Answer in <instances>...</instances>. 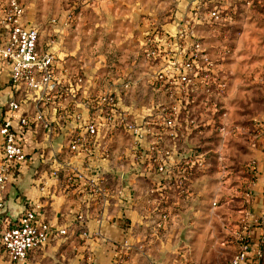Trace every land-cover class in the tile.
I'll return each instance as SVG.
<instances>
[{"label":"crops","instance_id":"crops-1","mask_svg":"<svg viewBox=\"0 0 264 264\" xmlns=\"http://www.w3.org/2000/svg\"><path fill=\"white\" fill-rule=\"evenodd\" d=\"M196 1L178 0L174 20L163 26L175 32L180 21L186 14H190L188 11ZM22 2L26 8L25 22L32 27L40 26L41 23L27 18V1ZM227 3L237 10L225 28V35L232 45L233 54L220 66L229 79V88L223 93L213 91L207 95L208 98L193 102L183 114V125L180 130H168L159 124L157 110L164 98L155 92L150 82L152 74L158 69L157 66H151L131 77L142 79L138 85H146L144 102L147 103L140 106L136 98L140 87L135 89L134 85L128 93L124 91V83L129 80L128 77L123 74L115 76L111 71L101 73L84 57L78 59L71 57L62 49L61 35H58V39H49L47 45L60 60L57 68L59 74L63 75V69L66 68L72 73L80 71L85 76V81L79 86L76 94H70L65 85L57 94V104L44 110L45 115L55 124L56 131L51 133L36 120L34 94L16 90L11 83L8 69L0 63V92L3 93L4 99L1 119L5 105L11 98H16L21 103L17 118L26 113L28 115V125L19 137L26 152V160L11 184L4 191H0V202H5L6 205L11 200L12 206L17 209L15 218L26 209L35 207L39 212H43L54 230L68 229L66 239L53 234L46 246L31 252L29 258L22 264H198L193 263L194 258L187 260L186 263L180 259L169 263L168 259L181 244L182 238L191 235L189 225L194 224V221L188 220L185 216H178L172 208L175 204L184 206L194 201L198 192L193 180L188 184L179 169L193 159L217 156L222 158L221 155H226L220 152L219 138L216 149L203 150V145H200L205 134L215 131L212 119L218 114H214L213 103H209L210 101H218L228 109L225 121L235 129V132L237 129L244 134L253 153L251 163L253 168L257 169L254 171L257 176V183L253 186L254 199L248 201L244 195L247 184L245 179L244 187L242 186L240 190L236 187L235 191L242 197L238 203L240 212L243 213V227L247 230L254 217L252 207H260L264 201V151L254 135V122L264 121V117L250 120V124L245 127L235 123L231 118L235 91L230 82L235 80V65L239 62L240 55L237 40L242 35V31L236 33L235 30L241 20L239 15L244 14V10L249 12L252 8L249 6L250 0H227ZM73 25L75 24L59 21L51 24V29L63 32L72 29ZM197 27L198 33L206 37L205 47L210 51L216 50L219 37L204 24ZM5 35V30L0 27V41ZM259 73H264V66L260 65ZM102 90L115 93L132 113L133 120L148 117L155 120L153 136L149 142L143 143L141 148L147 150L149 144L154 143L157 149L162 150L160 153L157 152L161 155L158 158H164L176 173L162 175L158 172L159 159L156 158V152L147 154L142 161L137 160L135 154L140 149L133 137L124 131L110 134L102 128L97 138L95 153L90 158L70 151L69 143L72 136L78 131L82 132L83 124L92 116L91 110L85 108L83 100L90 93ZM61 103L73 109L65 121L59 116ZM187 117L199 118L204 126L200 130L190 129ZM1 157L0 135V159ZM53 171L57 172V176L53 175ZM94 172L98 173L104 184L102 196L96 198L89 194L86 184L87 177ZM81 175L83 178L79 177ZM187 186L190 188L187 189ZM189 190H193L191 195H187ZM214 199L217 203V198ZM81 214L85 218L84 222L79 219ZM162 214L166 216L164 226L158 227ZM15 220L2 217L0 231L8 221L14 224ZM84 232H88L89 235H83ZM262 242L263 240L259 242L252 236L250 258L243 264H259L262 258L257 257L256 252L261 248ZM190 252L193 251L188 248L183 250L185 259H188ZM0 264H13L1 246Z\"/></svg>","mask_w":264,"mask_h":264},{"label":"built area","instance_id":"built-area-1","mask_svg":"<svg viewBox=\"0 0 264 264\" xmlns=\"http://www.w3.org/2000/svg\"><path fill=\"white\" fill-rule=\"evenodd\" d=\"M188 13L190 14H186L180 21L175 32L169 31L163 25L154 26L145 33L142 41L145 61L158 67L150 82L155 92L164 98L158 106L157 114L159 124L168 130L181 129L183 114L193 102L208 98L207 95L213 91L226 92L229 87V79L220 66L233 54L225 28L237 10L228 5L227 0H197ZM25 16L26 8L22 0H0V27L6 32L5 38L0 41V63L8 69L11 83L16 90L34 94L36 120L45 130L53 133L56 131L55 124L45 115L44 110L57 104V94L63 86L66 85L70 94H76L79 86L85 81V76L80 71L72 73L66 68L63 69V75L59 74V58L50 49L43 48L39 29L29 26L25 22ZM201 24L219 37L216 50L210 51L205 47L206 37L198 33L197 26ZM133 87L130 81L124 83L126 93ZM83 102L85 108L91 110L92 116L83 124V131H78L72 136L69 143L72 153L92 157L102 128L110 134L121 131L130 134L140 149L135 154L139 161L145 159L149 153L151 155L162 151L157 149L154 143L149 144L147 150L141 148L143 143L151 140L155 120L149 117L133 120L132 113L115 93L106 90L90 93ZM209 103H213V112L218 114L212 119L214 129L218 137L225 140L228 135L235 133V129H231L225 121L228 109L218 101ZM20 110L21 103L16 98H11L3 111L0 126V191H4L11 184L26 160V152L19 137L28 125V115L26 113L17 118ZM72 111L73 109H69L65 104H59V116L62 121L67 120ZM186 120L190 129L200 130L204 126L199 118L187 117ZM254 135L264 151V121L254 122ZM156 156L158 158L161 155L157 153ZM158 159V172L162 175L176 173L164 158ZM251 165L253 168V164ZM179 171L183 175L190 173L187 166L181 167ZM53 175L57 176V172L53 171ZM79 177L83 178V175ZM86 184L91 196H102L104 184L98 173L94 172L87 177ZM253 186L254 183L249 182L244 189L248 201L253 198ZM214 204L216 205V202ZM4 207L5 202H0V219ZM101 218L102 216L100 220ZM165 218L162 214L158 227L164 226ZM79 219L81 222L85 221L83 214ZM53 234L66 239L68 229L54 230L43 212L32 207L22 212L14 224L8 221L3 227L0 231V246L5 249L13 264H22L31 252L46 246ZM83 235L89 233L84 232ZM249 235L248 233L241 238L238 252L229 264H243L250 258L252 244ZM256 256L263 257L262 248L257 250Z\"/></svg>","mask_w":264,"mask_h":264},{"label":"rangeland","instance_id":"rangeland-1","mask_svg":"<svg viewBox=\"0 0 264 264\" xmlns=\"http://www.w3.org/2000/svg\"><path fill=\"white\" fill-rule=\"evenodd\" d=\"M26 1L27 18L41 23L36 26L44 49H50L47 45L49 39H58L61 35V46L67 54L76 59L84 57L101 73L111 71L115 76L123 74L128 77L135 89L140 87L136 96L138 105L147 103L144 102L146 85H138L142 79L131 77L151 68L142 53L143 38L151 27L174 20L178 0ZM250 1L252 10H244V14L239 15L241 20L235 30L236 33L242 31V35L237 40L240 55L235 65V80L230 82L235 91L231 118L242 127L250 124V120L264 117V73L258 74L260 65L264 66V0ZM59 21L75 25L72 29L55 32L51 24ZM3 102V93L0 92V123ZM218 138L215 131L205 134L201 139L202 149H216ZM219 141L220 152L226 153L221 155L222 158L193 159L183 165L189 167L190 173L182 177L188 184L193 180L198 192L194 201L184 206L175 204L172 210L194 224L189 225L191 235L182 238L169 257V263L179 259L186 263L194 258L193 263L198 264H229L238 252L241 238L249 233L250 238L256 237L259 242L263 240L260 246L263 257L259 264H264V201L260 207H252L254 217L246 230L238 203L242 197L235 192L236 187L242 189L244 179L245 183H257L254 173L257 169L251 165L253 153L244 134L237 129ZM190 166L194 167L193 170ZM187 193L191 195L193 190ZM214 198H217L216 205ZM186 248L193 251L188 253V259L183 253Z\"/></svg>","mask_w":264,"mask_h":264},{"label":"water","instance_id":"water-1","mask_svg":"<svg viewBox=\"0 0 264 264\" xmlns=\"http://www.w3.org/2000/svg\"><path fill=\"white\" fill-rule=\"evenodd\" d=\"M16 212H17V209L14 208L12 206V202L11 200L5 205V207L3 208V210L1 211V216L2 217H10V218H13V219H16L15 215H16Z\"/></svg>","mask_w":264,"mask_h":264}]
</instances>
